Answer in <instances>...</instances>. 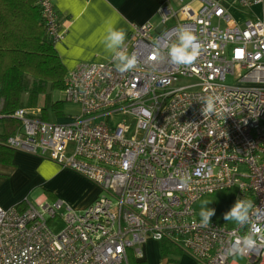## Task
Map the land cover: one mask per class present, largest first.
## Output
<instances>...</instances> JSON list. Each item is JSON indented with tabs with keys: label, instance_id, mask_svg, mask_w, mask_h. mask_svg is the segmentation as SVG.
Masks as SVG:
<instances>
[{
	"label": "built area",
	"instance_id": "built-area-1",
	"mask_svg": "<svg viewBox=\"0 0 264 264\" xmlns=\"http://www.w3.org/2000/svg\"><path fill=\"white\" fill-rule=\"evenodd\" d=\"M258 1L163 4L159 24L127 34L134 69L118 72L111 55L68 71L63 96L76 111L51 121L15 110L12 147L81 173L102 193L81 210L43 197L23 209L0 205V264H130L148 238L178 245L197 264H264V15L241 10ZM39 3L61 40L53 0ZM178 25L201 45L188 66L167 57ZM207 95L217 97L216 111L202 115ZM229 187L252 201L249 223L210 218L201 227L197 200ZM57 216L64 226L54 233ZM250 231L256 245H237Z\"/></svg>",
	"mask_w": 264,
	"mask_h": 264
},
{
	"label": "crops",
	"instance_id": "crops-1",
	"mask_svg": "<svg viewBox=\"0 0 264 264\" xmlns=\"http://www.w3.org/2000/svg\"><path fill=\"white\" fill-rule=\"evenodd\" d=\"M53 3L64 30V37L55 41V46L70 70L81 61L111 57L112 54L104 45L109 26L123 29L127 38L134 24L160 20V8L163 4L169 3L173 8H178L183 3H188L197 8L202 0H53ZM241 10L248 16H263L264 0ZM73 106L78 109L76 104ZM63 115L58 120L68 116ZM0 173V205L3 207L32 198L34 191L39 188L42 190L33 199L43 197L49 200L50 195L57 194L71 201L76 209L85 208L102 193L96 183L81 173L44 156L20 149L13 152L12 164L0 163ZM160 241L158 252L148 238L141 245V256L131 257L139 264H197L178 245L168 240H164L166 244L162 245V240Z\"/></svg>",
	"mask_w": 264,
	"mask_h": 264
},
{
	"label": "trees",
	"instance_id": "trees-1",
	"mask_svg": "<svg viewBox=\"0 0 264 264\" xmlns=\"http://www.w3.org/2000/svg\"><path fill=\"white\" fill-rule=\"evenodd\" d=\"M55 41L47 30L39 0H0V163L12 164L16 148L7 137L21 127V120L13 116L16 109L27 108L30 114L47 120L49 112L57 118L66 115L64 97H50V90H63L69 71ZM36 107L38 111L33 110ZM28 202L26 198L15 205L23 209ZM221 221L228 226L236 224ZM131 262L139 264L134 258Z\"/></svg>",
	"mask_w": 264,
	"mask_h": 264
},
{
	"label": "clouds",
	"instance_id": "clouds-1",
	"mask_svg": "<svg viewBox=\"0 0 264 264\" xmlns=\"http://www.w3.org/2000/svg\"><path fill=\"white\" fill-rule=\"evenodd\" d=\"M126 32L114 26H109L104 37V45L107 51L112 54L116 70L120 73L128 72L137 66L135 54H129L124 47ZM201 45L193 31L184 26L178 25L175 29V39L167 44V57L175 65H191L200 54ZM217 97L207 95L202 100L201 113L212 114L216 111ZM185 182L187 180L185 179ZM211 201H204L199 210L200 226L207 228L210 225V218L215 214V210L208 207ZM253 203L248 199L237 198L230 209L223 214L225 221L235 222L243 226L249 223L250 210ZM254 232L250 231L241 236L237 245L251 249L256 245Z\"/></svg>",
	"mask_w": 264,
	"mask_h": 264
},
{
	"label": "rangeland",
	"instance_id": "rangeland-1",
	"mask_svg": "<svg viewBox=\"0 0 264 264\" xmlns=\"http://www.w3.org/2000/svg\"><path fill=\"white\" fill-rule=\"evenodd\" d=\"M159 19L154 20L153 23H155V25L157 24V22ZM174 21L173 19L171 20V22ZM126 41V40H125ZM125 43V42H124ZM50 97L52 99H56V98H63V90H50ZM43 101V96L41 95L39 98V104L41 105ZM39 105V106H40ZM77 108L73 105H71L70 103L66 102L65 106H64V110L67 114L72 113L76 110ZM34 111H38L39 107H36L33 109ZM14 116V114H13ZM16 117V116H15ZM48 118L51 121H56V119L58 120V118L53 114V113H48ZM120 119V115H116L115 120ZM0 130H1V126H0ZM42 190V188L40 189H36L34 191V195L31 196L32 198H29L30 201H34L35 196L39 194V192ZM62 197H60L59 195H55L49 196V202H53L56 199H61ZM237 199V189H235L234 187H229L226 189H220V190H216L210 193H206L204 194L202 197H200L197 202L195 203V210H196V214L199 216V210L201 207V204L204 201H211V203L208 204L209 208H212L215 210V214L211 217L214 218L218 221L224 220L223 219V214L226 213L230 207L235 203V200ZM62 200L64 201V204L69 205L71 207H73L71 201H68L64 198H62ZM70 202V203H69ZM77 210H81V209H77ZM64 226V222L62 220V218L60 216H57L55 219H53V221H51L50 223V228L52 229V231L54 233H58ZM152 238H149V241H151L152 245L155 246V250L156 252L159 251L158 249V245H160L161 241L160 240H151ZM132 251L129 252V262L132 264L133 262V258L132 256ZM137 256H141V253L137 254ZM235 258H237L240 261H243L244 258L241 257L240 255L236 254L234 255ZM132 259V260H131Z\"/></svg>",
	"mask_w": 264,
	"mask_h": 264
}]
</instances>
